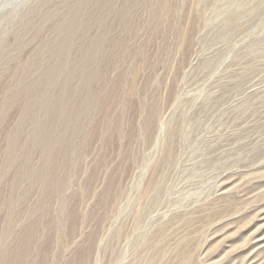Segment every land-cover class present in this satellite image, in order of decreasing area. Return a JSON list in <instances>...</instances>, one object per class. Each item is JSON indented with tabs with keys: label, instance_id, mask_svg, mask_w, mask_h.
I'll list each match as a JSON object with an SVG mask.
<instances>
[{
	"label": "rangeland",
	"instance_id": "obj_1",
	"mask_svg": "<svg viewBox=\"0 0 264 264\" xmlns=\"http://www.w3.org/2000/svg\"><path fill=\"white\" fill-rule=\"evenodd\" d=\"M219 1L0 0V258L29 236L16 264H264V252L250 260L252 235L264 232V143L251 176L241 179L253 157L248 132L231 121L248 101L264 107V0H251L253 13L244 11L239 27L225 24L224 34L220 22L240 0ZM73 16L75 27L64 33L59 23ZM62 33V67L47 73V86L36 85ZM42 59L38 73L30 70ZM75 66L94 77L75 99H58L65 80L77 86ZM238 80L205 127L190 134L184 124L169 152L180 116L194 118L222 85ZM34 86L68 112L50 116L41 97L32 99ZM72 104L89 110L57 144ZM249 112L250 121L264 123V108Z\"/></svg>",
	"mask_w": 264,
	"mask_h": 264
},
{
	"label": "bare ground",
	"instance_id": "obj_2",
	"mask_svg": "<svg viewBox=\"0 0 264 264\" xmlns=\"http://www.w3.org/2000/svg\"><path fill=\"white\" fill-rule=\"evenodd\" d=\"M158 1L160 3V6H163V5L165 6V0H158ZM250 1L251 0H240V2L238 4V7H236L237 9H235V11L230 13L229 15L226 14L227 17L224 20H221L222 22H220V24L222 23L221 28H219V30L221 29V33H222V31H223V29L225 27V24L232 23L231 24L232 27H234V28L235 27H239V25H240V24H238L239 21H240L239 17L243 16L244 14H246L245 12H248L249 14H251L250 11L252 9L250 8L251 6L249 7ZM217 2H221V1L217 0ZM260 2L261 1H259L257 3H260ZM82 5H83L82 2L78 3V6L80 8L82 7ZM253 7L254 6H252V8ZM161 8H160V10H161ZM123 9H124V7L121 8L120 11L124 12L125 10H123ZM249 14H248V16H249ZM243 17H245V16H243ZM76 23H77L76 22V18H75V16H73L71 19L66 20V21L63 19L59 23V28H60V30L64 31V33L68 32V31L70 32V31H72L73 27H75ZM64 33H62V34L64 35ZM222 34H224V33H222ZM67 38H68V35H64L61 38L58 37L56 42H54L55 45L53 47L51 46L52 49L50 47L49 50L46 53V56L43 57L44 59H46V61H48L50 63V66H48L46 71H44L43 73H40L39 75H37V77H36V79L34 81L36 83V85H39V86H42V87L43 86H47L52 81V79H51L52 74H47V73L48 72H55V71L58 70L59 67H62L61 58L66 54L65 50H66V46H67V43H68V39ZM98 39L99 38L96 39L95 45H99L100 44L97 41ZM109 46H110V44H109ZM249 48H248L249 50H253L254 49L252 47V45ZM9 49H10V47L7 48L8 51H9ZM86 55H87L86 56V61L87 62H89L90 59H91V61L93 60V56L90 53H88ZM44 64H45V60L42 59L40 62L39 61H34L32 64L29 65V67L31 68L30 70H34V72L38 73L39 69H41L40 67H44ZM83 65L84 64H82V66ZM24 70H25V68H24ZM96 74H98V72H96ZM71 77H73V78L75 77L76 78L75 80H78L77 86L72 85L70 83L71 82L70 79L65 80V82L63 83V87L61 89V93L59 94V96H57L58 99L62 98L65 95H71L70 97L75 99L77 97V95L80 92L83 91V88L86 89V87H87L86 85H89L88 82L91 79V77H94V75H93L92 72H89V73H85L84 72L83 73V71L78 70V68L75 66L73 74H72ZM119 82H120V80H119ZM240 86H241V81L240 80L232 83L231 85H229V84L222 85L219 94L215 95V93H214V97L212 96L211 98H208L209 101L203 103L201 105V107L199 108V110L197 109L198 112H197V115L194 118H192V117L191 118L190 117L185 118L184 116H182V117L180 116V118H179L180 127L177 130L172 129V130L169 131V141L170 142H169V146H168V151L169 152L171 151L172 143H173V140L175 139V137H177L178 140H179V137L184 132V127H183L184 124L187 126V128H189L190 134L193 132V129H194V132L199 133L201 128H202V126H204V121H203L204 117H206V115H208L209 113L215 111V110L212 111V109L214 107L217 106L219 108L220 106H222L231 97L232 92L234 90H238V88ZM37 89H38L37 86H34V88L31 89V92H29V93H31L32 99H35L37 97H41V99H40L41 103L40 104H42L46 108V110L49 111L48 113H49L50 116L51 115L54 116L57 113V117H59V116L65 115L68 112L66 109H63L62 107L53 108L52 105H53L54 96H52V95H41V96H38V91H36ZM251 89H252V87H251ZM20 90H22V87L20 88ZM15 94L16 95L20 94V91L19 90L16 91ZM262 98H263V95H262ZM49 105L51 106V110H49ZM243 105L244 106H243L241 111H236L235 110L236 113L234 114V116H232V118L231 117H229V118H231V121L236 120V123L239 122L238 125L240 126V128L242 127L244 131L248 132V135L246 134L245 137H244V140L246 141L245 147L249 146L250 154H251V156L253 158L251 159V162L248 165H243L244 169H242L243 171L240 172V173H242L240 178L241 179L242 178L246 179L248 176L249 177L251 176V174L249 173L250 170H248V169H251L252 168L251 167L252 164H254L256 161H258L259 158L257 160H255V158L258 157V155L261 154L260 152L262 151V148H263V144H261V143H264V140L263 141H259L257 143V139L261 138L260 135L257 136L254 139V135H256L257 133L261 134V132L264 131V123H258L257 119L253 120V121H250L251 115H253V114H251L249 112V110L253 108V110L255 111V114H256V111H261L264 107L260 106V104L256 105L254 102H249V101L247 103H244ZM87 110H89V105H85L84 104L81 107L79 106L77 108H75L74 105L71 106V109L69 110L70 111V115L64 116L65 119L62 120V122H61L62 132L60 133V135L57 138H55V142L57 144L60 143V142H67L66 132L71 130L72 133H75L76 130L79 129V126L81 124V119L83 117V115L81 113L84 112V111H87ZM36 111L37 110H35V108L30 107V109H29V111H27V113H29L30 117L32 116L31 118H33V122L36 125V127H35L36 128V134L38 136H43L44 137L46 135V133H47V130H46V128H44L45 124H43L41 122H38L39 116H37V112ZM239 113H242L241 116L238 115ZM260 114H261V112L259 113V115ZM258 117H260V116H258ZM156 121H157V112H156V109L153 108L151 110V115L146 120V125H147L149 131H151L153 129V127L155 126ZM195 121L197 122L196 126L193 125V124H195L194 123ZM22 126L23 125L21 124L19 126L18 130H20L22 128ZM42 133H44V134H42ZM232 142H233V139L230 142H226V143H222V144L226 145L228 143L227 145H229ZM64 157H66V156H64ZM50 161H52V160H50ZM56 163L57 162L54 161V165H56ZM51 164H52V162H51ZM249 167H251V168H249ZM227 193H228L227 189L221 191V194L224 197L227 196ZM259 217H261L260 220L264 221V210L259 214ZM263 224H264V222H263ZM259 229L255 230L254 233L252 232L253 233L252 239H253L254 247H253V249H252V251L250 253V255H251L250 260L251 261H259V260H261V255L264 252V232L259 230ZM156 239H158V237ZM31 244H32V238L31 237H29V236L22 237L21 241L18 242V244L15 247L9 248V249H7L4 252V254L0 258V264H16L17 262H21L23 259H25V256L27 254V249L29 250V247H30ZM147 262H150V261L149 260L145 261L144 264H147Z\"/></svg>",
	"mask_w": 264,
	"mask_h": 264
}]
</instances>
